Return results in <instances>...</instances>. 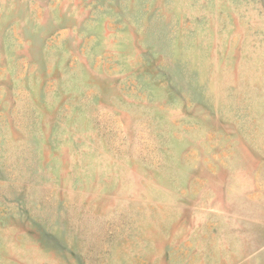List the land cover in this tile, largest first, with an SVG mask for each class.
<instances>
[{
	"label": "rangeland",
	"instance_id": "rangeland-1",
	"mask_svg": "<svg viewBox=\"0 0 264 264\" xmlns=\"http://www.w3.org/2000/svg\"><path fill=\"white\" fill-rule=\"evenodd\" d=\"M0 264H264V0H0Z\"/></svg>",
	"mask_w": 264,
	"mask_h": 264
}]
</instances>
